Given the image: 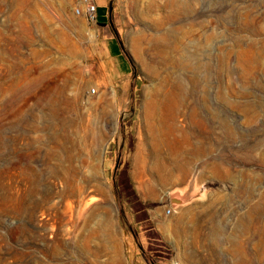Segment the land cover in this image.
<instances>
[{"label": "rangeland", "instance_id": "1", "mask_svg": "<svg viewBox=\"0 0 264 264\" xmlns=\"http://www.w3.org/2000/svg\"><path fill=\"white\" fill-rule=\"evenodd\" d=\"M77 2L0 0V264H264V0Z\"/></svg>", "mask_w": 264, "mask_h": 264}, {"label": "crops", "instance_id": "2", "mask_svg": "<svg viewBox=\"0 0 264 264\" xmlns=\"http://www.w3.org/2000/svg\"><path fill=\"white\" fill-rule=\"evenodd\" d=\"M98 24L91 23L94 27L93 30L96 31L95 41H119V39L115 35V31L110 32L108 30V23L105 22L104 16L102 10L98 9ZM114 33V34H113ZM123 212L126 216L128 214L129 221L133 219V216H137L138 214L140 217L136 219V222L139 223L136 225V228L140 229L143 227L144 230H137L136 232L133 230V238L135 243L140 248L142 256H138L134 260V264H147V262H152L151 255L146 252V246L153 245L155 242L159 239V236L157 235H150L148 233V230H155L156 232L160 233L162 230L165 231V221H163V210L160 206L150 207L143 204L138 205L136 209L133 210L131 207H126L124 205ZM188 210L186 208L179 209V221L181 220L182 214L187 212ZM175 212V211H174ZM170 214V213H169ZM147 257V258H146ZM153 264V262H152Z\"/></svg>", "mask_w": 264, "mask_h": 264}, {"label": "built area", "instance_id": "3", "mask_svg": "<svg viewBox=\"0 0 264 264\" xmlns=\"http://www.w3.org/2000/svg\"><path fill=\"white\" fill-rule=\"evenodd\" d=\"M73 12L77 15H82L88 22H98L97 5L94 0H78L77 4L73 8ZM89 96H95L98 94V90L95 86H91L87 89ZM175 211L174 207H167L165 212L167 214Z\"/></svg>", "mask_w": 264, "mask_h": 264}, {"label": "water", "instance_id": "4", "mask_svg": "<svg viewBox=\"0 0 264 264\" xmlns=\"http://www.w3.org/2000/svg\"><path fill=\"white\" fill-rule=\"evenodd\" d=\"M169 202L171 207H175L177 203H183L185 200L178 193H175L170 196Z\"/></svg>", "mask_w": 264, "mask_h": 264}, {"label": "trees", "instance_id": "5", "mask_svg": "<svg viewBox=\"0 0 264 264\" xmlns=\"http://www.w3.org/2000/svg\"><path fill=\"white\" fill-rule=\"evenodd\" d=\"M115 35H116V37L118 38V36H117V33L115 32ZM119 39V38H118Z\"/></svg>", "mask_w": 264, "mask_h": 264}]
</instances>
